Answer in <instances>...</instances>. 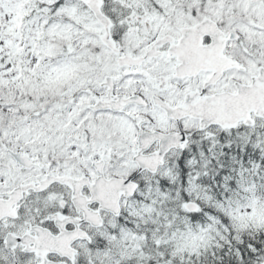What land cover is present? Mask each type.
<instances>
[{"label":"snow or ice","instance_id":"1","mask_svg":"<svg viewBox=\"0 0 264 264\" xmlns=\"http://www.w3.org/2000/svg\"><path fill=\"white\" fill-rule=\"evenodd\" d=\"M0 264H264V0H0Z\"/></svg>","mask_w":264,"mask_h":264}]
</instances>
